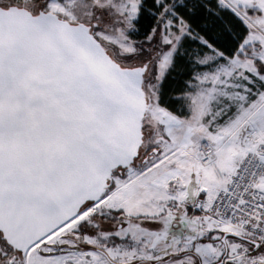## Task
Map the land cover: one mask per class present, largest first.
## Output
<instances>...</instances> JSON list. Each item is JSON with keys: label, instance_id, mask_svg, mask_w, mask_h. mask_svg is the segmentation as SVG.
Segmentation results:
<instances>
[{"label": "snow or ice", "instance_id": "obj_1", "mask_svg": "<svg viewBox=\"0 0 264 264\" xmlns=\"http://www.w3.org/2000/svg\"><path fill=\"white\" fill-rule=\"evenodd\" d=\"M0 264H264V0H0Z\"/></svg>", "mask_w": 264, "mask_h": 264}]
</instances>
